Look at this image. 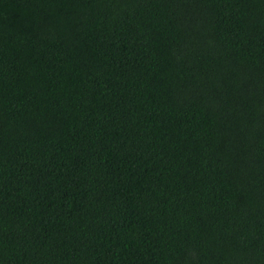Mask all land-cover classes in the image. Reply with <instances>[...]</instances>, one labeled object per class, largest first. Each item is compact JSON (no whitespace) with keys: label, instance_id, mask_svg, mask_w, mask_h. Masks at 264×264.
<instances>
[{"label":"trees","instance_id":"16d2710c","mask_svg":"<svg viewBox=\"0 0 264 264\" xmlns=\"http://www.w3.org/2000/svg\"><path fill=\"white\" fill-rule=\"evenodd\" d=\"M0 264H264V0H0Z\"/></svg>","mask_w":264,"mask_h":264}]
</instances>
